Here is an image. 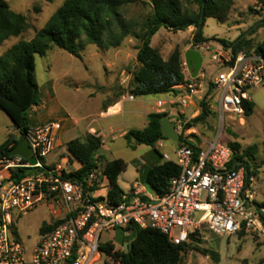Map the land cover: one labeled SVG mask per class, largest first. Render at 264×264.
Instances as JSON below:
<instances>
[{
  "label": "built area",
  "instance_id": "obj_1",
  "mask_svg": "<svg viewBox=\"0 0 264 264\" xmlns=\"http://www.w3.org/2000/svg\"><path fill=\"white\" fill-rule=\"evenodd\" d=\"M198 48L211 50L206 43L194 45L192 39L191 49ZM212 61L226 69L212 81L218 94L221 126L228 118L245 119L246 106L254 104L251 91L264 88V58L246 51L233 57L230 51L221 49L214 51ZM183 68L188 71L185 60ZM174 89L177 94L156 102L157 111L168 115L180 136L176 160L164 156V162L175 163L180 174L162 195L135 184L118 204H112L107 198L109 180L99 167L82 183L66 178L79 171L81 164H70L69 158L57 164L41 162L56 149L60 122L30 128L25 138L37 165L31 166L22 157L0 160V264H121L114 261L116 250L110 254L101 250L107 244L123 250L115 237L103 241L104 235H116L118 228L124 230L126 241L133 228L139 227L158 230L175 245L189 244L192 235L203 231L218 236L264 231L252 194L255 177L247 187L246 168L232 164L233 152L222 142L223 129L208 139L193 136L195 126L188 127L193 120L189 109L204 92L202 85L191 82ZM158 144L162 147V141ZM22 168H35L37 172L15 181L12 171ZM102 191L105 197L96 194ZM141 196L147 200H141ZM43 205L50 206L54 220L30 250L13 238L10 227L17 217Z\"/></svg>",
  "mask_w": 264,
  "mask_h": 264
},
{
  "label": "rangeland",
  "instance_id": "obj_2",
  "mask_svg": "<svg viewBox=\"0 0 264 264\" xmlns=\"http://www.w3.org/2000/svg\"><path fill=\"white\" fill-rule=\"evenodd\" d=\"M10 9L25 16L29 22V28L18 38H10L0 47V55L19 41H30L35 34L41 30L65 0H5ZM184 11L197 13L198 6L192 0H179ZM151 0H131L121 9L123 21L132 22L139 29L145 19L153 14ZM264 10L256 3V0H235L228 21L222 23L214 18H207L202 29L204 39L211 50L198 48L202 55L203 70L200 77L193 81L202 85L203 93L197 97L202 99L207 95L210 84L216 76L226 69L221 68L212 61L215 50L223 49L218 40L231 43L245 33V38L250 41L246 52H255L256 46L264 41ZM195 29L174 32L166 28L153 37L152 47L157 48L159 41L171 47H179L183 54L191 49V42ZM85 41V39H83ZM131 41V42H130ZM124 43H129L133 48H138L140 42L133 37H128ZM122 44V45H123ZM127 45V44H126ZM119 48L105 50L93 44H85L81 53L82 59H78L68 52L57 47L52 48L45 56H36V78L40 86V106L34 107L29 113V124L31 127L41 126L50 122H60L62 131L60 141L62 147L56 154H48L44 161L46 164H57L63 158H69L70 164H78L71 158L67 143L79 137L80 132L88 123L87 110L102 102L101 95L105 97L110 87V93L131 94L133 74L139 67L137 62L126 61L119 58ZM127 50L131 51L127 47ZM125 63V64H124ZM188 79H192V72L185 71ZM133 77V76H132ZM122 84V85H121ZM95 98L89 100L88 95L93 94ZM101 94V95H100ZM196 97V106H191L189 115L192 119L200 113V101ZM255 108L251 116L245 119L228 118L225 125L218 119V94L211 90L207 102L212 111L211 117L205 124L195 125L196 137L211 138L219 129H223L222 142L224 144L236 143L239 146V154L249 153L253 156L249 161L252 168L257 170L255 185L252 188L254 203L264 201V88L251 91ZM148 98V97H143ZM152 96L149 99H153ZM106 99V98H105ZM109 99V98H107ZM198 111V113H197ZM20 132L11 119L0 110V145L7 139L19 138ZM160 156L149 146L139 145L135 149L127 146L124 138L106 140L98 151V155L104 160L98 164L100 172L104 170L105 164L116 159H121L127 164L125 173L118 179L121 189L127 193L134 184L140 188L145 185V172L151 168L149 164H160L164 162L167 154L172 160H176L175 151L177 144L170 139L162 141V147L156 145ZM248 159V158H247ZM145 163L142 171L138 170L139 163ZM97 195H105L98 192ZM105 197V196H104ZM51 208L43 205L20 215L10 227L13 238L18 239L28 249H32L40 236V230L53 222ZM243 233V234H241ZM234 236H218L209 231H203L196 239L189 243L190 247L185 255L183 264H264V231L262 233H248L242 231ZM243 235V236H242ZM115 235H104L103 241L113 239ZM201 250L209 251L218 255L219 263H215L210 254L206 255ZM102 264V263H98Z\"/></svg>",
  "mask_w": 264,
  "mask_h": 264
},
{
  "label": "trees",
  "instance_id": "obj_3",
  "mask_svg": "<svg viewBox=\"0 0 264 264\" xmlns=\"http://www.w3.org/2000/svg\"><path fill=\"white\" fill-rule=\"evenodd\" d=\"M192 1L198 6V12L193 14L184 11L179 0H151L153 14L145 19L137 30L134 23L123 21L121 15V9L131 0H65L32 40L19 41L0 55V110L11 119L20 132L19 138L7 139L0 145V160L3 157H11L10 152L25 139L31 128L29 113L41 101L40 86L36 78V56H45L54 47L82 59L81 53L86 43L109 50L120 48L128 37L135 38L140 42L136 57L139 67L132 74L130 91L135 97L177 94L174 89L176 86L197 80L198 78L188 79L185 75L183 54L179 47L164 60L159 50L151 45L152 38L161 28L180 32L191 27H195L194 45L205 44L208 40L204 39L202 29L206 19L214 18L222 23L228 21L235 2V0ZM256 3L264 10V0H256ZM28 28L27 18L13 12L5 0H0V47L10 38L21 36ZM218 42L225 48L233 46L230 50L233 57L245 51L251 44L245 38V33L231 43L223 40ZM254 53L264 58V41L256 46ZM211 90H214L212 82L207 95L199 102L201 109L199 115L188 124V127L205 124L211 117L212 111L207 102ZM254 108V104L247 105L246 116H251ZM167 116L166 113H150L147 117V126L143 130H130L124 136L127 146L135 149L139 145H146L160 156L156 145L167 139L162 133L163 118ZM102 145V138L91 134L83 139L69 141L68 152L82 168L70 173L66 178L84 183L88 174L98 168V164L104 160L103 156L98 155ZM228 146L233 152L232 164L238 163L246 168L248 187L250 178L258 175L257 170L252 168L249 162L253 156L249 153H246V156L239 154V146L236 143H229ZM41 162L45 164L44 159H41ZM126 169L127 164L121 159L105 164L103 173L109 180L107 198L112 204H118L125 194L118 184V179ZM36 172L35 168H22L12 171V178L20 181ZM145 173L146 187L155 194L162 195L167 191L170 181L180 174V169L175 163L165 161L155 164ZM140 199L146 201L147 197L141 196ZM256 207L264 224V201L257 203ZM48 228L42 227L40 233ZM199 234L197 232L192 235V239H196ZM127 241L130 242L129 253L117 250L111 244L102 246L101 250L108 254L116 250L114 261L121 264H183L190 247L189 244L175 245L166 235L151 228L134 227ZM201 252L210 254L214 262L219 263L217 254L206 250Z\"/></svg>",
  "mask_w": 264,
  "mask_h": 264
},
{
  "label": "crops",
  "instance_id": "obj_4",
  "mask_svg": "<svg viewBox=\"0 0 264 264\" xmlns=\"http://www.w3.org/2000/svg\"><path fill=\"white\" fill-rule=\"evenodd\" d=\"M189 29H192V27ZM193 29H195V27H193ZM127 47L131 49V51L127 50ZM155 49L159 50L164 60H167L172 54V52L175 50V47H171L165 44L164 41H159L157 43V48L155 47ZM223 49L228 52L230 51L229 48L224 47ZM137 53H138V49L133 48L129 43H124L117 51L119 58L125 60V62L132 61L134 63L137 62L136 61ZM202 70H203V65L201 71ZM201 71L198 75V78L201 75ZM131 78H133L132 74L131 75L129 74V79L131 80ZM118 88L120 91H118L116 94H113L110 93V87H107V91H106L108 92L107 96L110 97H105L106 95L103 96L100 94L102 98V102L99 105L93 106L89 108V110H87L86 119H88L89 121L85 125L84 129L80 132L79 134L80 136L86 137L88 134L95 135L97 137H101L103 143H105L106 140H110V139L116 140L118 138H124V136L130 130H143L147 126L148 115L150 113H159L157 111L156 102L165 98V96L154 97L153 99H149V97L151 98L152 96H149L148 98L135 97L132 96L131 94L121 93L120 87ZM95 96H97V94L96 95H94V93L89 94L88 99L91 100L95 98ZM131 96L134 97L133 100L130 99ZM201 98L202 97L197 99L200 100ZM39 107H41L40 104ZM113 108L116 109L112 111ZM60 132L57 135L56 151H55L58 156H60V153L57 151L60 147L63 146L60 141ZM149 165L152 167L155 164L152 163ZM144 166H147V164L140 162L138 165V170L142 171ZM134 186L135 184L131 189H133ZM144 189H146L147 191L149 190L147 187H144Z\"/></svg>",
  "mask_w": 264,
  "mask_h": 264
},
{
  "label": "water",
  "instance_id": "obj_5",
  "mask_svg": "<svg viewBox=\"0 0 264 264\" xmlns=\"http://www.w3.org/2000/svg\"><path fill=\"white\" fill-rule=\"evenodd\" d=\"M222 45L221 43H219ZM232 47H229V50H232ZM184 59L188 66V70L192 72V79H197L201 71L203 60L201 53L196 49H188L184 54ZM162 133L167 139H170L172 142L179 144L180 136L175 130V124L172 121H169L167 117L163 118L162 122ZM26 136V135H25ZM10 156L12 157H22L24 160L28 161L31 166L37 165V160L34 156L33 150L31 149L28 140L23 139L11 152ZM116 243L123 248L126 253L130 251V244L125 240L124 230L118 228L115 235Z\"/></svg>",
  "mask_w": 264,
  "mask_h": 264
},
{
  "label": "bare ground",
  "instance_id": "obj_6",
  "mask_svg": "<svg viewBox=\"0 0 264 264\" xmlns=\"http://www.w3.org/2000/svg\"><path fill=\"white\" fill-rule=\"evenodd\" d=\"M114 109H116V108H113L112 111H114Z\"/></svg>",
  "mask_w": 264,
  "mask_h": 264
}]
</instances>
